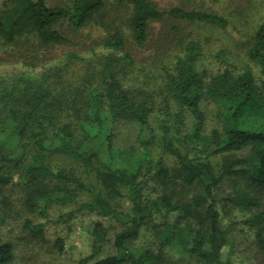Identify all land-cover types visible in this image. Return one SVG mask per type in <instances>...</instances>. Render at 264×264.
<instances>
[{"label": "trees", "instance_id": "16d2710c", "mask_svg": "<svg viewBox=\"0 0 264 264\" xmlns=\"http://www.w3.org/2000/svg\"><path fill=\"white\" fill-rule=\"evenodd\" d=\"M110 2L122 10L121 17L105 18L107 0H67L63 5L54 6H49L47 0L0 2V40L4 45L18 42L37 43L40 47L67 45L70 39L57 27L62 20L73 30L94 22L105 32L100 43L104 52L94 53L86 61L82 102L72 98L64 107L55 108L57 98L44 90L34 92L28 108L8 110L9 129L20 139L29 132L34 147L26 166L31 184L23 205L30 212L36 210L45 222H51L48 208L53 203H72L74 210L59 216L55 223L85 210L125 225L113 238L115 253L96 259L107 241V229L102 222L95 221L90 254L77 264H154L170 245L205 263L220 264L228 232L221 226L214 190L229 178L243 179L253 188H264V20L256 27L246 51L248 60L259 67V81L249 68L234 72L228 67L206 79L204 72L197 68L201 43L175 31L165 35L166 44L176 50V58L170 68L162 69V81L166 82L169 100L191 118L190 127L183 134L186 144L179 148L166 124L172 120L175 125L183 126L184 115L171 112L166 103L160 112L161 125L152 129L148 126L150 107L145 101L133 98L121 84V70L133 63L122 25L127 26L133 43L142 45L148 39L150 24L164 17L218 27H225L227 20L201 9L180 6L161 9L152 0ZM42 74L41 79L30 82H61L59 75L49 81L46 74ZM204 100L214 105L219 124L209 137L204 134L206 116L201 108ZM47 106L51 109L43 114ZM58 110L60 115L66 113L71 119H60ZM118 120L136 124L141 132L146 130L144 137L141 132L138 134V150L130 146L117 151L113 126ZM2 144L0 137V156ZM151 146L174 156L176 168L170 171L161 158L153 159ZM244 150L248 152L246 156L234 155ZM46 153L76 159L97 181L99 189L84 183L70 170L52 167L45 161ZM216 156H221L222 160L213 162ZM9 160L18 166L22 156ZM50 178L53 184L46 181ZM11 180L9 174L0 171V186ZM150 180L157 187L158 196L146 203L142 191ZM185 185L200 186L201 191L187 195L182 188ZM120 188L127 190L129 213L110 201L121 196ZM74 190L86 192L89 199L76 200ZM221 201L246 208L259 206L258 200L244 191L227 195ZM153 214L163 217L157 230V250L130 248L128 242L139 236ZM169 214L174 216L172 221L167 219ZM243 223L255 230L256 242L264 249V212L255 213ZM44 225L28 219L24 222L29 233L38 238L43 236ZM55 245L62 251L61 238L56 239ZM12 258V245L0 242V264H7Z\"/></svg>", "mask_w": 264, "mask_h": 264}, {"label": "rangeland", "instance_id": "374dc122", "mask_svg": "<svg viewBox=\"0 0 264 264\" xmlns=\"http://www.w3.org/2000/svg\"><path fill=\"white\" fill-rule=\"evenodd\" d=\"M152 1L161 9L173 6L201 9L216 13L227 20L225 27H218L208 23L186 22L164 17L150 24L148 39L142 45H135L130 38L127 26L122 25L133 63L124 66L121 70L120 78L123 81L121 84L133 98L145 101L150 107L148 126L152 129H157L161 125L160 112L166 103L170 106L171 112H181L184 115L183 126L175 125L172 120L166 124L174 144L183 148L186 144L183 134L190 127L191 118L187 112L181 111L175 102L169 100L166 82L162 81V69L170 68L176 58V50L166 44L167 36L165 35L175 31L201 43L202 53L197 61V68L204 72L206 79L228 67L234 72L249 68L259 81L261 78L259 67L248 60L246 51L253 41L256 27L264 20V0ZM66 2L67 0H47L49 6L63 5ZM107 2L104 11L107 20L123 15L116 4L110 0ZM57 27L70 39L69 44L40 47L37 43L28 45L18 42L8 46L0 40V137L3 138L0 171L12 177L10 183L0 186V242L10 243L13 252V258L7 264H77L80 259L90 254L91 230L95 221L102 222L107 229V241L96 256V259H99L115 253L113 238L125 227L111 217L85 210L75 212L70 217H64L61 222L55 223L59 216L74 210L72 203H53L49 206L48 214L51 222H45V218L36 210L30 212L23 205L31 184L26 166L30 162L34 147L29 132L20 139L13 133V129H9L8 110L28 108L34 92L44 90H48L51 96L57 98L55 108L64 107L72 98L79 103L82 102L81 96L86 87L85 82H82L86 72V61L94 53L104 52L100 43L105 32L94 22L80 30H73L68 22L62 20ZM72 53L78 57H74ZM42 73L46 74L49 81L59 75L61 82H30V80L41 79ZM201 108L206 116L204 134L209 137L213 129L219 128L215 117V107L208 100H204ZM50 109L51 106H47L43 114ZM57 114L60 119H71L66 113L60 115L59 110ZM140 132L139 127L134 123L116 121L113 126V142L117 151L130 146L138 150L137 138ZM76 135L79 137L78 130ZM140 135L144 137L146 130ZM101 152L102 149H100ZM247 153V150H244L234 155L243 157ZM150 155L153 159L161 158L168 170L172 171L176 168L174 156L157 146H151ZM19 156H22V160L18 166L14 164V161L9 160ZM221 160V156H216L212 161L220 162ZM45 161L54 168H65L74 172L84 183L96 190L99 189L97 181L76 159L58 153H46ZM143 172H146V168ZM146 174L145 178L148 176ZM46 181L53 184L54 180L50 178ZM182 188L187 195L201 191V187L197 185H185ZM120 191L121 196L113 197L110 201L123 212L129 213L130 202L127 198V190L120 188ZM237 191H244L255 197L259 206L246 208L221 201L223 197L233 195ZM101 192L104 193L102 189ZM142 193L144 202L147 203L158 196V189L150 180L144 185ZM73 195L78 201L89 199V195L81 190H74ZM214 196L218 200L216 207L220 214L221 226L228 232L227 244L223 248L220 264H264V249L260 248L256 242L255 230L243 223V220L255 213L264 212V188H253L243 179L229 178L214 190ZM5 202L6 206L3 207ZM173 218V214H169L167 219L172 221ZM27 219L33 223H45L42 237H34L29 233L24 227ZM162 222L161 215H150L148 223L142 227L139 236L128 242L129 247L135 250H157L159 244L157 230ZM57 238L62 239V251H59L55 245ZM154 264L209 263L189 256L170 245L164 248L163 257Z\"/></svg>", "mask_w": 264, "mask_h": 264}]
</instances>
